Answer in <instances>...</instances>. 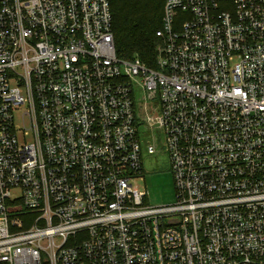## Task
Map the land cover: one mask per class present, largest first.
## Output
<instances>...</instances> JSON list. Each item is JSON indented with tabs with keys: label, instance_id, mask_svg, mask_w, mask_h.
<instances>
[{
	"label": "built area",
	"instance_id": "obj_1",
	"mask_svg": "<svg viewBox=\"0 0 264 264\" xmlns=\"http://www.w3.org/2000/svg\"><path fill=\"white\" fill-rule=\"evenodd\" d=\"M156 35L150 67L110 0H0V264H264V0H165Z\"/></svg>",
	"mask_w": 264,
	"mask_h": 264
},
{
	"label": "trees",
	"instance_id": "obj_2",
	"mask_svg": "<svg viewBox=\"0 0 264 264\" xmlns=\"http://www.w3.org/2000/svg\"><path fill=\"white\" fill-rule=\"evenodd\" d=\"M117 54L155 67L165 0H110Z\"/></svg>",
	"mask_w": 264,
	"mask_h": 264
},
{
	"label": "rangeland",
	"instance_id": "obj_3",
	"mask_svg": "<svg viewBox=\"0 0 264 264\" xmlns=\"http://www.w3.org/2000/svg\"><path fill=\"white\" fill-rule=\"evenodd\" d=\"M16 113V121L21 123V112ZM139 135L143 149L144 181L141 186L148 192L146 204L149 206L169 205L176 201V185L171 169L169 155L165 147V135L160 129L139 127ZM32 142V137L27 138ZM156 141L158 152L149 154L147 145Z\"/></svg>",
	"mask_w": 264,
	"mask_h": 264
}]
</instances>
